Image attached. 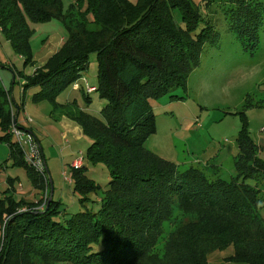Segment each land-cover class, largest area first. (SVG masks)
<instances>
[{
  "label": "trees",
  "instance_id": "obj_1",
  "mask_svg": "<svg viewBox=\"0 0 264 264\" xmlns=\"http://www.w3.org/2000/svg\"><path fill=\"white\" fill-rule=\"evenodd\" d=\"M219 1L229 5L228 23L245 48L257 47L264 0ZM75 14L80 17L77 24L71 20ZM53 18L64 21L68 37L43 65L23 75L24 94L36 87L33 101L78 106L75 99L58 103V95L81 80L89 56L96 53L94 87L105 100L100 115L79 106L64 112L90 139L82 166H71V178L83 207L92 201L91 193L102 190L88 176L86 163L104 164L110 180L95 201L97 210L89 207L56 220L61 201L54 196L49 200L50 180L26 163L23 148L12 140L9 129L19 125L20 111L14 112L15 99L0 77V126L6 132L0 141L10 144L15 164L26 167L32 185L47 194L40 209L44 197L35 202L18 198L10 188L0 191V264H209L211 251L229 245L234 247L233 259L264 264L263 188L249 187L243 180L264 178V160L253 157V151L237 160L236 178L211 179L194 166L179 169L145 146L157 131L153 99L187 87L203 47L214 37L210 25L197 31L206 18L200 7L191 0H75L66 13L62 0H0L1 31L15 51L28 55L27 61H32L29 19ZM85 98L90 104L91 97ZM174 203L185 212L194 207L200 219L173 232L176 236L167 245L176 244L175 253L158 256L154 248ZM202 212L230 215L241 233L227 239L229 229L223 226L222 243L206 240L222 224H206Z\"/></svg>",
  "mask_w": 264,
  "mask_h": 264
},
{
  "label": "rangeland",
  "instance_id": "obj_2",
  "mask_svg": "<svg viewBox=\"0 0 264 264\" xmlns=\"http://www.w3.org/2000/svg\"><path fill=\"white\" fill-rule=\"evenodd\" d=\"M204 1L206 0H191L200 7L203 16L206 17L202 18L197 31L201 32L203 26L210 25L214 37L203 47L200 63L190 73L187 87L175 88L172 92L153 99L157 131L148 138L145 146L160 158L176 164L179 169L194 166L204 170L206 176L211 179L221 176L231 180L238 176L237 160L243 156L254 151L253 157L264 160L262 130L264 128V24L259 45L252 50L246 49L228 23L229 5L222 4L219 0H211L209 3ZM62 2L67 13L73 8L75 0H62ZM71 20L77 24L80 22V17L75 14ZM29 26L32 31L31 62L27 61V54L15 51L0 28V77L7 88L14 87L15 101L19 105L23 104V107L26 104L24 109L26 108L27 116L31 120L28 122L25 116L26 125L32 126L35 131L34 133L31 130V133L39 146L43 165L48 169L46 175L51 181L54 199L61 201L59 205L61 213L55 219H66L73 213L89 207L97 210L99 204L95 201L102 196V190L107 188L110 176L104 164L86 163L88 176L101 185L102 190L99 193H91L92 201L87 207H83L79 202L81 195L74 191L72 182L68 180L71 179L70 165L66 164V161L72 157V149L68 147L69 141L74 143L75 156H79L80 153L85 156L90 139L85 135L84 139L74 142L71 135L63 137L62 128L56 122L62 113L78 106L74 107L70 104L62 108L61 105H53L47 100L33 101L30 95L35 87L28 88L24 94L23 86V75L33 73L45 59L48 60L59 50L57 42L61 40L64 44L68 37V28L61 18L38 22L29 19ZM14 72L20 84L17 81L11 84L13 80L15 81ZM7 73L11 76L9 82L5 80ZM97 74V54L92 53L83 77L89 85H96ZM79 83L83 86L85 81L79 80ZM73 87L69 86L58 95V103H66L68 98L71 97L70 99L73 100L74 97H78L82 108L99 116V103L102 102L104 105L105 100L93 91L89 94L91 103L88 104L83 92H73ZM52 112L55 114V119L46 120L45 115L49 118ZM3 133L5 131L0 126V134ZM22 141L25 152H30L32 149L28 138L24 137ZM9 150V145L0 141V168L2 165L0 190L7 187L8 175L18 176L21 181L19 183L17 180L20 188L23 191L32 189L31 191L39 197L40 190L31 186L27 168L13 166L11 160L7 159ZM243 180L249 187L257 185L262 187L264 199V178L248 176ZM260 213L264 212L261 210ZM167 216L163 223V234L154 248V252L162 257L170 256L176 251V244L173 248L171 244L167 245L168 240L176 236L173 232L179 228L186 229L187 225L190 227L197 225L200 219L194 207L190 208V212H185L177 203L171 205ZM186 216L188 217L183 222ZM200 216H207L204 222L210 226L222 224L205 237L208 241L222 243L220 228L223 226L229 229V234L224 236L227 239L241 233V230L234 227L235 220L233 221L230 215L225 213L220 215L218 212L209 215L202 212Z\"/></svg>",
  "mask_w": 264,
  "mask_h": 264
},
{
  "label": "crops",
  "instance_id": "obj_3",
  "mask_svg": "<svg viewBox=\"0 0 264 264\" xmlns=\"http://www.w3.org/2000/svg\"><path fill=\"white\" fill-rule=\"evenodd\" d=\"M64 41V39H62V42ZM57 45H58V47H60L61 45H62V43H61V40L60 41H58L57 42ZM46 60L47 59H45V61H43V63L41 64V65H43L45 62H46ZM13 75H15L14 76V79H15V81L13 80L12 82H11V84H13V82L15 83L17 80H18V77H17V75L15 74V72H14V74ZM83 78V77H82ZM82 78H81V80L80 81H83L82 80ZM4 79V78H3ZM11 79V76H10V74H6L5 75V80H7L8 82H9V80ZM22 79V78H21ZM20 79V80H21ZM17 82H19V81H17ZM19 84H20V82H19ZM21 86V85H20ZM84 86V85H83ZM91 86H96L95 84L94 85H91ZM6 87V86H5ZM7 88V87H6ZM8 90H10L9 91V93H10V97L12 98V100H14L15 99V91H14V87H11V88H7ZM21 89H22V87H21ZM35 89V90H34ZM36 87L35 88H33V93L36 91ZM23 90V89H22ZM74 91H76V92H78V91H82L83 92V94H84V96L86 97V95L87 96H90L89 94H91V93H88L87 91H86V89H85V87H83L82 89H77V88H75V87H73V92ZM96 92V91H95ZM32 93V94H33ZM30 97H31V99H32V95H30ZM71 98V97H70ZM70 98H68L65 102H69V101H73L74 99L76 100V102H77V105L80 107V108H82L81 106H80V102L78 101V97H74V99L73 100H71ZM33 100V99H32ZM16 101H13V104H12V107H13V109H14V112L16 113L17 111L19 112L20 111V113H19V115H18V123H19V127H21V128H23V129H25V130H27V131H29V132H31V130L35 133V131H34V129H33V127L32 126H27L26 125V122H25V116H27V110H26V108L24 109V107H26V104H24V107H23V104H21V106H22V108L20 109V108H17V102L15 103ZM100 104V107L99 108H101L103 105H102V102L101 103H99ZM74 106V105H73ZM89 106V105H88ZM75 107V106H74ZM82 109H85V108H82ZM86 110V109H85ZM50 116H49V118H48V116L47 115H45V118H46V120H48V119H50V120H52L53 118L55 119V114H53V112L52 113H50L49 114ZM56 122H57V124L62 128V133H63V137H66L67 135H71V137L74 139V142H77V141H79V140H82V139H84V137H85V134H84V132H83V129H82V127L75 121V120H73L72 118H70L69 116H67L65 113H62V115L58 118V119H56ZM26 127H28V128H26ZM6 133V132H5ZM0 135H4V133L3 134H0ZM12 140L13 141H15V139L12 137ZM1 142H4V143H6L7 145H9V155H8V160H11V164L13 165V166H21L20 164H15V162H16V159L11 155V147H10V144L7 142V141H1ZM68 147L70 148V149H72V153H71V156L72 157H70L71 159H69L68 161H66V164H69L70 165V176H71V164H72V161L75 159V157H77V156H75L76 155V150L74 149V143H72V142H70L69 141V143H68ZM6 159V160H7ZM5 161V160H4ZM8 166V165H7ZM1 168H2V165H1ZM1 168H0V171H1ZM17 180L19 181V183L21 182L20 181V177H18V176H11V175H8L7 177H6V183H8L7 184V187L5 188V189H7V188H10L11 189V191H14V193L17 195V196H19V197H24V198H26L27 200H29V201H38L39 199H41L42 197H45L44 195H40L39 197H38V195H36V194H34L31 190L32 189H30V190H28V191H23L20 187L21 186H19L18 184L19 183H17ZM32 184V183H31ZM31 186H33V185H31ZM5 189H3V190H5ZM1 191V190H0ZM42 204L43 203H41L38 207L41 209V206H42ZM263 211L264 212V202L261 204V206H260V211ZM261 214V213H260ZM261 216L263 217V219H264V213L263 214H261ZM233 255H234V247L231 245V246H228V247H226L225 249H218L217 251H214V252H212V253H210L209 254V257H208V263L209 264H252V263H249V262H244V261H238V260H235V259H233L232 257H233Z\"/></svg>",
  "mask_w": 264,
  "mask_h": 264
},
{
  "label": "built area",
  "instance_id": "obj_4",
  "mask_svg": "<svg viewBox=\"0 0 264 264\" xmlns=\"http://www.w3.org/2000/svg\"><path fill=\"white\" fill-rule=\"evenodd\" d=\"M82 80L85 81L84 86H81L80 83L77 82V83H75L74 87L77 89H81V88L85 87L86 91L89 93H91L95 90V87L89 85L86 78L83 77ZM26 119L28 122L31 121L29 119V116H27ZM262 130L264 131V128H262ZM9 131L11 132V134H13V136H14L15 140L18 142V144L23 148L26 163L28 165H31L32 167H34L37 171L44 174L46 177V168H45V165H43L42 157H41L40 151L38 149L39 146L36 144V142L34 140L35 138L33 137L32 133L21 128V127H19L16 123L12 124ZM24 137L28 138V143L30 144L31 149H32L28 153H26L25 149H24V145H23V141H22V139ZM83 162H84V157H83L82 153H80L79 156L75 157V159L72 161L71 165L73 167L78 168V167L82 166ZM65 175H66V172H65ZM68 180L72 182V178L71 179L68 178ZM46 198H47V194L44 197L41 209H43L45 207Z\"/></svg>",
  "mask_w": 264,
  "mask_h": 264
},
{
  "label": "water",
  "instance_id": "obj_5",
  "mask_svg": "<svg viewBox=\"0 0 264 264\" xmlns=\"http://www.w3.org/2000/svg\"><path fill=\"white\" fill-rule=\"evenodd\" d=\"M46 171L48 172V169L46 168ZM51 182V181H50ZM53 198V187L50 191V196H49V200L51 201V199Z\"/></svg>",
  "mask_w": 264,
  "mask_h": 264
},
{
  "label": "clouds",
  "instance_id": "obj_6",
  "mask_svg": "<svg viewBox=\"0 0 264 264\" xmlns=\"http://www.w3.org/2000/svg\"><path fill=\"white\" fill-rule=\"evenodd\" d=\"M95 91V90H94ZM47 173V172H46Z\"/></svg>",
  "mask_w": 264,
  "mask_h": 264
}]
</instances>
